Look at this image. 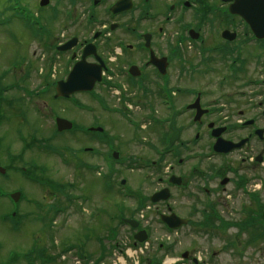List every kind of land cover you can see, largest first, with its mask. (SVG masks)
I'll return each instance as SVG.
<instances>
[{
	"label": "flooded vegetation",
	"instance_id": "1",
	"mask_svg": "<svg viewBox=\"0 0 264 264\" xmlns=\"http://www.w3.org/2000/svg\"><path fill=\"white\" fill-rule=\"evenodd\" d=\"M115 1L56 0L54 30H44L40 20V40L55 55L42 57L40 77L43 86L55 85L84 50L88 64L101 65V88L115 97L103 103L133 129L132 149L121 148L122 206L176 210L187 224L224 230L238 221L264 224V39L235 16L227 19L228 0H128V9L113 13ZM64 44L71 47L56 49ZM54 111V121L71 119ZM220 128L225 140L245 138L242 145L213 151L212 131ZM229 210L239 218L226 217ZM38 254L44 251L24 252L22 264H46ZM59 258L51 263L70 264Z\"/></svg>",
	"mask_w": 264,
	"mask_h": 264
},
{
	"label": "rangeland",
	"instance_id": "2",
	"mask_svg": "<svg viewBox=\"0 0 264 264\" xmlns=\"http://www.w3.org/2000/svg\"><path fill=\"white\" fill-rule=\"evenodd\" d=\"M15 1L17 2V6H20L21 9L23 8L35 13L39 11L38 19L43 22V29H49L50 31L54 30L52 15L55 12V7H57L56 0H50V4L45 7L39 6V0ZM6 5V1L0 0V84L2 86H5L6 84L12 85L14 81H19V84L21 85L20 89H27L28 91H31L32 94L34 93V95L29 97L24 95V98L21 102L18 101V98H15L14 96L16 94H23L22 90H17V87H13L6 92L8 98L12 97V99H14V109L9 110V112L6 111L5 115L2 113V108L0 110V166L2 167V165L9 162L7 155L9 156L10 154L15 156L20 153L22 142L19 135H22L27 140H29L32 132H35L36 136L38 137L41 135L48 136L52 132L54 126L51 110L59 111L60 113L71 118L75 117L80 122H88L93 120L92 117L97 116L99 119L98 124H102L104 127L103 129H106L109 137H111L110 139L112 141H109L108 144L122 146V148L124 147V144H128L130 145V149H132L133 144H131L130 137L133 134V129L129 127V124L122 115L115 112L114 110L108 111L101 104L99 100L105 102L107 100L109 102L110 99L109 104L111 105L114 103L115 98L109 97L110 95L106 90L101 88L102 86H98L97 92H95L93 95L79 94L77 96V99L81 103L82 109L76 108L75 106L74 108L71 107L70 109H68L69 107H58L62 106L64 102L47 98L46 92L36 95V91L39 90L42 82L39 75L40 65L38 62H42V57H46L49 53L48 50L43 49L44 47L39 43V41L32 37L33 33L38 31V29L41 31V26L27 25L22 22V20H18L17 17L13 16L16 15L15 12L18 11L13 10V12L11 10V12H9L11 7H6ZM79 7L80 5H78V8ZM18 14L21 13L18 12ZM44 50L46 51L44 52ZM29 63L32 64V67H29L28 70L27 65L30 66ZM45 102L47 104L49 102V105H47ZM79 109L81 111H78ZM15 114H18V116H15ZM235 133L236 135L243 134L239 133L238 131ZM88 137L89 136L86 132H81L78 130L77 135L66 133L62 137H57L56 141H54L56 143L54 144L56 146L63 145V147L66 148L68 146V148L71 149L81 148L82 146H95L99 151L97 157L91 155L87 156V154L82 151H70L69 153H65L73 162H76L73 160L76 153L79 155V158L83 159V161L92 162L100 167L99 162L101 163V160L98 157L101 156L102 152L104 153L106 149H108V146L106 144L100 143L96 136H92L89 141ZM37 149L40 148L36 146L28 148V150L23 153L22 161H17L16 164L21 167L23 166L22 163L25 162L24 165H27L28 160L31 161L35 159L39 164H44L45 167H49L48 174L53 179L62 181H75V178H77L76 176L79 175V171H75L72 163L63 165V163L59 160V156L54 154L52 156H48L47 154L38 152ZM114 164L115 169H117L116 163ZM7 171L9 172L8 175L10 177L7 180H4L0 177L1 188L8 190L17 186L21 190H24L26 193L25 195L32 197L30 200H41V190H34L27 181L20 177V175H16V173L10 171L9 169H7ZM102 173V170L98 172L86 171L85 174L80 173L78 176V181L81 190L78 188L75 190L69 189V192L74 195L81 192L82 196L87 197L88 200L89 196L92 194V201H89L90 205L85 202L83 205H80L78 203L80 202V199L76 202L74 200L72 202V207L75 210L74 216L69 213L70 210H68L65 214H58L55 216V220L58 222H52L55 224L51 223L50 217H46L42 224L41 222L37 223L32 220L33 215L31 214V216L28 218L30 220H24L18 226H15L12 221L10 222L9 219L6 221L3 219V217H1L3 216L4 212L10 210V207L7 205V203H5V200L0 201V263L7 260L6 257L8 256L10 249H23V247H26V245L31 242V237H35V234H41L39 238H44L46 242L47 237L49 236L48 228L52 227L55 232V234H53L55 235V245L58 246L55 250L52 249L55 255L60 254L58 251L60 250L59 245L61 244L62 238H69V235H72V239L74 241L76 240V244H78V247H80L79 250H83L85 248L86 250L93 251L92 253L94 256L97 254V250H95V248L98 246L97 242L99 237H105L103 243L106 247H108V252H110V244L114 242L111 241L112 238L114 240H121L125 235L129 236V229L124 226H120L118 222V213L116 211V205L118 202L115 201L117 200V197L113 194L114 192H112V190H115V188L112 186V188H110V190L107 192L106 198L108 200L101 201L100 199V193H102L103 188ZM116 177L117 171L115 170L112 180H110L112 184L115 183ZM58 197L59 200H64V196ZM53 200V196L50 193L47 194L45 200L42 201L51 203ZM101 205L108 207V215L106 213H101L102 215L98 214L96 217H89V213L92 214V212L95 213L100 211ZM30 207L23 202L20 204L19 210L28 209V211H33L35 213V209H32V207L29 209ZM179 211L181 213L185 212L186 208L179 209ZM232 211L235 212V209H232ZM107 216L109 217L107 221L108 229L101 230V222L99 218L105 222V218ZM225 216L233 219H237V217L239 218L238 213H230V210L225 213ZM148 218H150L148 219V230L153 240L156 238L159 239L161 235L166 234V230L156 219L158 218L156 212L150 211ZM84 226L87 228V241H81V239H83L81 236L84 232ZM111 232H115L116 235L114 234L113 237H111ZM235 235V228L228 229V232L217 233L204 231L197 229L196 226L188 225L178 229L175 232H172L169 235L170 237L168 241H165H167L169 244H173L172 255L174 256L178 255L183 249L192 251L196 248H200V251L204 254H206L205 250L210 249L208 251L210 252V258L212 259L213 264H264V239L263 241H254L253 244L246 245L249 243V234L246 231L237 237L235 241V248L233 246H229L228 249L224 250L223 246H225L228 241L235 239ZM154 242V246L150 250V253H152L154 248L157 247L156 241ZM47 243H51L50 238L46 244ZM68 243L69 241L63 244L66 245ZM201 248L206 249L203 250ZM212 250L215 252L214 256L211 254ZM156 253L158 256H161L164 254V250H161V252L156 251ZM64 255L66 257L62 258L60 256L59 259L61 261L64 260L70 264H73L71 261L72 259L69 258V255ZM110 260H112V255Z\"/></svg>",
	"mask_w": 264,
	"mask_h": 264
},
{
	"label": "water",
	"instance_id": "3",
	"mask_svg": "<svg viewBox=\"0 0 264 264\" xmlns=\"http://www.w3.org/2000/svg\"><path fill=\"white\" fill-rule=\"evenodd\" d=\"M120 2H117L114 7H117ZM231 12L241 14L244 19L249 20L252 29L264 35V0H234L228 8ZM99 73L88 68L86 65L80 63L76 64L69 72L67 80L60 82L57 87V93L60 95H67L68 93L77 90L91 89L96 79L99 78ZM71 127V123L64 119H57L58 130L67 129ZM18 194L15 195L17 198ZM171 227L180 225L183 220L170 216L164 218Z\"/></svg>",
	"mask_w": 264,
	"mask_h": 264
}]
</instances>
